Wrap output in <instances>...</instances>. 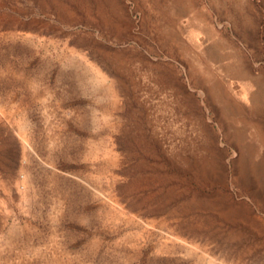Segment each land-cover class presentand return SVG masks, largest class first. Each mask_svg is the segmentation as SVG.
<instances>
[{
	"label": "rangeland",
	"instance_id": "1",
	"mask_svg": "<svg viewBox=\"0 0 264 264\" xmlns=\"http://www.w3.org/2000/svg\"><path fill=\"white\" fill-rule=\"evenodd\" d=\"M0 264H264V0H0Z\"/></svg>",
	"mask_w": 264,
	"mask_h": 264
}]
</instances>
